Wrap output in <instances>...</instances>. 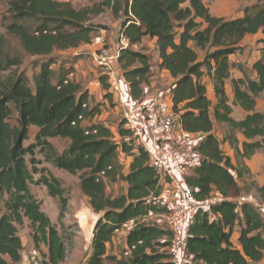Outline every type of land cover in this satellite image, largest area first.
Returning a JSON list of instances; mask_svg holds the SVG:
<instances>
[{
	"label": "trees",
	"instance_id": "16d2710c",
	"mask_svg": "<svg viewBox=\"0 0 264 264\" xmlns=\"http://www.w3.org/2000/svg\"><path fill=\"white\" fill-rule=\"evenodd\" d=\"M91 7L75 9L71 3L56 0H9L13 22L7 33L18 38L32 57H49L89 44L98 29L90 25L91 16L106 9L122 19L120 35L131 49L122 50L120 66L134 101H142L144 86L152 75L151 57L134 50L145 38L157 39L160 69L175 79L172 91L173 112L179 116L188 134H203L195 150L200 164L192 169L187 183L198 200L214 196L223 201L199 211L189 227L187 251L190 264H257L264 259V217L253 204L239 203V181L244 171L234 166L214 134L215 123H224L245 138L237 154L250 159L264 149V114L256 112V99L264 93V60L253 65L255 79L233 81L234 105L247 115L241 121L232 118L226 94V81L235 68L244 74V66L230 56L241 50L247 35H264V0L246 8L243 17L226 21L213 16L204 0H90ZM251 11L253 13H251ZM5 37L0 35V73L22 65L4 51ZM207 51L203 59L199 51ZM52 59L42 62L33 75L32 86L24 76L0 77V264L22 261L23 242L19 227L26 222L36 242L48 248L40 264H64L66 245L32 186H45L49 195L59 199L66 212L68 199L61 183L45 173L36 180L37 151H53L51 139H67L70 145L53 155L54 166L71 175L81 173V189L90 199L99 219L94 227L92 253L86 264H105L116 260L108 255L115 235L131 220L163 213L158 203L163 187L149 165L144 148L124 127L117 131L96 121L99 106L90 107L91 95L69 78L67 71L52 68ZM209 76L214 83L218 103L211 107L203 82ZM106 98L112 94L101 78ZM213 113V115H212ZM17 115L16 125L11 121ZM91 120L90 124H86ZM38 130L28 147L30 129ZM238 143V139L235 140ZM120 159L131 160L123 176L126 194L110 199L104 178L117 174ZM45 172V171H44ZM246 172V171H245ZM264 191V189H261ZM239 234L237 245L233 242ZM127 234L130 258L123 264H171L167 254L170 231L158 225H139Z\"/></svg>",
	"mask_w": 264,
	"mask_h": 264
},
{
	"label": "rangeland",
	"instance_id": "374dc122",
	"mask_svg": "<svg viewBox=\"0 0 264 264\" xmlns=\"http://www.w3.org/2000/svg\"><path fill=\"white\" fill-rule=\"evenodd\" d=\"M63 3H71L72 6L79 10L82 8L91 7L94 2L90 0H56ZM236 1V0H235ZM206 6L209 8L213 5L215 0H205ZM238 2V3H237ZM236 3L229 4L228 15L224 17V20L230 21L232 19L240 17L244 14L246 8H252L255 5H259L258 0H237ZM210 9V8H209ZM254 12V11H253ZM251 11V13H253ZM13 22L9 13V0H0V35L5 37L4 51L10 58H19L22 61V65L14 67L12 70L0 73V77L7 79L8 77L24 76L30 81L32 86L33 75L40 71L42 62L52 59L54 64L52 68L55 70H64L69 74V78L79 83L83 90H86L91 95L90 107L99 106L101 115L96 119L97 122L103 123L117 131V126L123 121V110L117 99L112 96V100L106 98L107 91L104 90L101 78L102 73L99 70L91 57V50L89 44L81 45L79 48L70 49L66 51H55L49 57H32L28 55L20 42V40L13 35L7 33L8 26ZM90 25H93L98 29V32L93 35L92 40L97 36H102L105 40V44L108 47L116 48L119 39V30L122 23V19L114 17L112 11L106 9L104 13L100 15H93L89 21ZM91 40V42H92ZM90 42V44H91ZM135 50V48H133ZM139 51L143 50L148 56L151 57V63L153 66L159 60L158 49L152 48L148 42L140 48ZM258 49L250 50L249 54H246V61L250 63L254 60V51ZM263 51V50H262ZM207 51H199L200 56L203 58ZM238 58H243L244 55L241 53ZM244 66V74L241 79H253L255 72L253 70V62ZM241 65V64H240ZM212 80V79H211ZM240 80V79H239ZM106 81V80H105ZM232 80L231 86L233 87ZM107 83V81H106ZM108 84V83H107ZM110 91H108L109 93ZM228 97V96H227ZM125 98L130 101L131 97L127 94L125 89ZM262 102L264 107V94L258 99ZM229 106L233 109L232 118L236 121L244 119L238 106L230 103L228 98ZM213 115V113H212ZM17 115H14L11 123L16 125ZM91 120L86 124H90ZM38 130L36 128L30 129L29 139L24 143L26 147L35 142V136ZM214 134L220 140L222 150L229 157L232 154L236 158L238 169L244 171L243 178L238 182L240 187V198L241 197H253L256 207H261L264 203V191H261L256 181L253 180V176L245 168L244 159L237 154V147L242 146L241 141L238 139L240 132L233 130L229 125L224 123H215ZM238 139V143L235 140ZM49 142L53 146V151L47 150L45 154H40L37 151L35 155L36 169L39 171L35 175V179L41 178L42 174L48 173L52 175L61 183L62 189L65 191V197L68 199V208L66 212H62L60 209L59 199H54L49 195L48 189L45 186H32V193L37 200L42 202V211L49 217L52 225L59 232L63 238L66 251L67 259L64 264H86L91 253H92V239L94 227L99 219L91 204L90 199L85 196L81 189V173L71 175L63 170H59L54 166L53 155L61 154L68 149L70 141L67 139H51ZM187 148H190L186 146ZM242 148V147H241ZM240 148V149H241ZM264 151V149L259 152ZM120 167L118 168L117 174L111 178H104L106 183V195L110 199H115L121 195L126 194L128 185L123 180L128 172L126 160L119 161ZM45 171V172H44ZM246 171V172H245ZM239 198V199H240ZM238 199V200H239ZM150 225H159L156 223V219H151ZM161 225V224H160ZM164 226V225H162ZM19 236L23 242L22 261L17 264H33V258L40 264L48 255V248L41 243L34 240V234L30 228V224L26 222L23 226L19 227ZM127 234L120 232L117 233L108 247V255L116 260L106 261L105 264H123L130 258V252L127 248Z\"/></svg>",
	"mask_w": 264,
	"mask_h": 264
},
{
	"label": "built area",
	"instance_id": "2783aa9c",
	"mask_svg": "<svg viewBox=\"0 0 264 264\" xmlns=\"http://www.w3.org/2000/svg\"><path fill=\"white\" fill-rule=\"evenodd\" d=\"M117 43L114 49L105 44L102 36L95 37L91 44L89 43L91 57L95 66L101 70L102 77L107 81L110 93L122 107L124 127L132 132L137 144L144 148L148 163L158 174L160 184L162 187L166 185L170 188L174 197L173 202L166 206V212L150 213L148 216L131 220L124 225L122 232L126 234L137 226L149 224L151 219H156L158 226L170 231L166 249L169 262L190 264L191 258L187 251L189 227L199 211H209L223 199L214 196L198 200L194 196L187 178L191 175L192 169L200 164V155L195 148H187L186 145L178 143L171 151L166 152L157 143L149 141V137H153L157 130L182 131V124L179 116L173 111H168L166 107L146 105L143 100L134 101L131 98L128 101L125 98L127 82L123 77L119 61L122 50L131 49V45L120 34ZM238 202L253 204L255 199L252 196L241 197ZM33 264H39L35 258Z\"/></svg>",
	"mask_w": 264,
	"mask_h": 264
},
{
	"label": "crops",
	"instance_id": "0c3cea01",
	"mask_svg": "<svg viewBox=\"0 0 264 264\" xmlns=\"http://www.w3.org/2000/svg\"><path fill=\"white\" fill-rule=\"evenodd\" d=\"M236 2L237 0L236 1L215 0L213 5L209 7L210 12L213 16L224 19V17L229 14L228 11H226L230 9L228 7L229 4L230 3L234 4ZM204 3L206 4L205 0ZM241 17H243L242 14L238 18ZM145 42H148L152 48L156 50L158 49L157 39L145 38L142 44L134 47L135 50H138L137 48L139 47L141 48L145 44ZM240 48L241 50L239 52L230 56V60L233 63L241 64L243 66L249 63L248 60L246 61V54L247 55L249 54L250 56L251 49L252 50L258 49L254 51L253 54L255 55L254 60L251 61L253 62L252 63L253 65L260 60H264V35L262 33H258L256 35H247L240 44ZM240 53L244 55L243 58L245 59L239 60L241 59V56L240 58H238L239 56L236 55H239ZM202 59L203 58L201 57V60ZM251 62L249 64H251ZM159 63L160 61L158 60L156 62V65L152 68V75L149 79L148 84L144 86L143 102L146 105L163 106L168 108L167 109L168 111H173L172 91H173L175 79L171 76V74L167 70L160 69L158 67ZM241 78H243V72L238 68H235L231 71L230 80L226 81L225 89H226V94L230 100V103H233L234 101V88H232L230 82L232 80H239ZM255 78H256V74L253 79ZM203 82L207 88V96L210 101L211 107L214 108V106L218 103L214 90V83L208 75L204 77ZM125 88L127 94H129L130 89L127 84ZM259 98L256 99V112L264 114V107H262V102L258 100ZM238 109L241 111L242 117L243 118L246 117L247 113L244 110H242L240 107H238ZM203 138H204L203 134H188L185 133L183 130L182 131L157 130L155 131L153 137H149V141L157 143L162 150L169 152L178 143L184 144L190 148H196V146L203 140ZM238 139L241 141V143L245 141V138L242 134H240ZM229 157L231 158L234 166L238 168V164L236 163V158L232 154H230ZM130 161H131L130 159L127 160V167L129 166ZM244 164L246 170H248L250 174L253 176V180L257 182L258 187L264 189V151L257 152L250 159H244ZM173 200L174 197L171 193L170 188L164 185L163 193L158 200L159 204L168 206L173 202ZM260 209L264 217V203H262ZM238 237H239L238 233H235L233 236V242L235 243V245H237ZM257 264H264V259Z\"/></svg>",
	"mask_w": 264,
	"mask_h": 264
}]
</instances>
